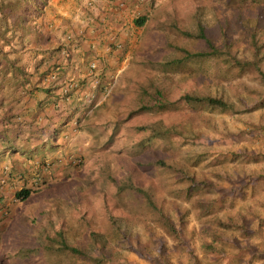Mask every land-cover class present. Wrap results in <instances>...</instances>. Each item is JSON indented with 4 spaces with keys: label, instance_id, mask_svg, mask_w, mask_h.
Instances as JSON below:
<instances>
[{
    "label": "rangeland",
    "instance_id": "1",
    "mask_svg": "<svg viewBox=\"0 0 264 264\" xmlns=\"http://www.w3.org/2000/svg\"><path fill=\"white\" fill-rule=\"evenodd\" d=\"M148 3L150 11L143 15L144 23L134 28L140 30L139 37L125 55L122 53L126 48L122 47L118 63L97 82V127L93 131L79 132L71 145L58 151L54 157V172L29 188L26 198H16L12 192L2 197L6 209L0 213V264H71L60 255L46 253L43 257L42 252H38L43 236L49 234L58 239V231L67 245L93 253L97 240L103 243L105 255L139 264L148 262L123 247L122 234L138 238L139 244L152 248L153 243L147 238L148 232H152L169 244L167 254L173 264H186L187 254L176 248V242L158 225L155 214L142 198L134 192L120 190L119 184L126 175L133 184L148 189L152 201L161 204L176 224L179 215L182 216L185 235L192 240L200 264H207L211 256L200 249V227L221 229L215 220L230 215L237 222V211L243 213L250 227L255 223L248 209L262 218V232L247 239L254 250L262 245L264 188L251 190L248 186L241 194L225 195L222 204L216 201L209 212L200 216L196 200L213 197L215 193L200 191L182 200L175 196V185L164 170L165 165L181 167V173L204 177L214 183V188L230 191L241 178L264 173V160L229 158L232 151L264 152V135L255 132L256 128L264 127V106L248 110L264 92V87L247 73L232 74L234 67L216 58L203 63L191 62L174 71L160 69L163 60L177 55L166 43L194 50L203 45L201 39L184 37L171 31L169 25L192 30L194 22L199 20L216 39L219 22L234 21L236 3L229 4L227 0H149ZM240 35L238 32L230 34L242 40ZM237 53L247 54L242 41H238ZM259 64L264 69V47ZM140 85L149 90L159 87L170 99L189 91L218 96L228 105L224 109L203 107L197 113L179 108L126 117L128 109L149 98V94L139 93ZM93 123H96L94 119ZM250 128L254 129L252 134L243 133L237 141L217 144L214 140ZM155 133L161 136L149 146L136 144ZM199 136L208 140L202 142ZM54 140V136L48 138L46 145L38 148L39 154L44 150L49 155L57 146L53 145ZM219 152H225L226 158L215 163L213 157ZM64 153L77 154L75 164L66 165L67 160H56ZM157 159L163 160L165 165L152 167ZM107 213L113 221L107 218ZM116 225L123 230L122 234ZM222 231L231 236L235 230ZM238 239L240 243L244 241ZM25 249L32 251L29 258L22 255ZM60 258L61 263H57ZM258 262L254 258L249 264Z\"/></svg>",
    "mask_w": 264,
    "mask_h": 264
},
{
    "label": "trees",
    "instance_id": "2",
    "mask_svg": "<svg viewBox=\"0 0 264 264\" xmlns=\"http://www.w3.org/2000/svg\"><path fill=\"white\" fill-rule=\"evenodd\" d=\"M227 3H236V10L234 21L231 23L228 20L219 22V36L216 39L213 35L204 28L199 20L194 22V28L192 30L177 25H169L171 31L178 33L184 37L201 39L203 45L200 49L194 50L180 45H174L172 43H166L167 46L174 50L177 55L170 59L163 60L160 63V69L162 71H174L180 67L186 66L191 62H201L209 58H216L223 63H227L229 66L234 67L232 74L247 73L253 79L256 80L260 86L264 87V69L260 66L259 60L261 58V49L264 47V0H227ZM36 4V5H35ZM46 4V0H0V61H3V74L8 70H11L13 76L14 70L16 74H19L21 79L20 83L24 84L28 81L29 74L25 69L23 63L13 65L19 58L8 57L7 50H4L3 46L12 45L14 39L21 41L24 35H27L31 26L32 16L39 15L43 5ZM145 18L143 16L136 17L134 23L136 25H142ZM231 32H238L242 35V40H238L230 36ZM16 37V38H14ZM238 41H242L244 49L247 50L246 55L238 54L237 47ZM6 62L9 64L10 69L6 66ZM45 72H43L44 74ZM40 75L43 77L44 75ZM139 93L143 95L149 94V98L146 101L136 104L126 112V117L132 115L141 114L147 111H173L179 108L190 109L194 113H197L203 107L224 109L228 103L218 96L213 95H197L189 91L182 92L174 99L167 98L163 95L159 87H153L149 90L148 87H138ZM264 106V92L254 101L248 110ZM6 128H0V156L3 153L9 154L16 152L14 139L7 136ZM7 130V129H6ZM54 132L56 129H53ZM246 130V131H245ZM238 130L235 133H227L221 139H214L217 144L237 141L242 134H252L254 129ZM256 134L263 136L264 127H258L255 129ZM54 133L47 134L48 137L53 136ZM46 135V134H45ZM155 133L153 136L147 135L144 139L137 141L139 147L149 146L155 139L160 138ZM198 139L208 140V137L199 136ZM219 140V141H218ZM40 146L44 144L39 143ZM22 152V151H21ZM29 155V154H27ZM230 159L242 158L247 161H261L264 160L263 151H253L246 153L245 151H232L229 152ZM225 152H219L214 157L215 163H220L225 159ZM165 165L164 161L157 159L153 161L152 167L160 168ZM165 171L168 173L172 185L175 189V196L187 200L191 196L200 191L214 192L213 197L199 198L196 200L198 205V214L204 215L210 211L214 203L217 201L222 204V200L225 195L234 193L241 194L243 188L249 186L251 190L255 188H264V173H258L256 176H247L241 178V182L236 183L232 191L229 189H217L214 188L212 181L206 180L204 177L186 175L181 173V167H172L171 165H165ZM122 183V184H121ZM119 184L120 190L128 192H134L142 198L146 206L155 214L158 225L169 234L172 240L176 242V248L183 250L187 254L186 264H200V259L192 246V240L189 236L185 235V227L182 216L179 215V223L176 224L171 218L168 211L162 208L161 204H155L148 189L139 187L130 179V176H125V179ZM29 188L22 187L14 192V196L19 199H24L28 196ZM264 206V201L261 202ZM253 215L255 225L250 227L245 219L243 213L237 211L238 221L235 222L230 215L225 219L217 218L215 224L221 229H213L206 225L201 226L199 229L200 242L199 246L202 252L205 254H211L214 260L213 264H249L252 259H258V264H264V241L258 249H252L247 239L255 234H260L263 228L262 218L257 212L252 209H248ZM253 211V212H252ZM2 213V212H0ZM107 218L113 221L110 214H106ZM122 234L123 230L117 226ZM222 229H227L232 232L231 236L224 234ZM116 231V230H115ZM118 232V231H116ZM148 240H151L152 248L141 243L139 244L138 238H133L129 235L122 234L121 241L123 247L133 252L137 257L147 260V264H173L169 259L167 252L169 251V244L161 239L160 236L154 235L152 232H148ZM239 235L244 241L241 243L237 238ZM205 236L209 237V240L204 239ZM42 248L38 249V252H42L43 257L49 254H57L63 258H67L71 264H139L137 262H131L126 259H120L117 257H111L105 255L103 252V243L95 240L94 252L87 253L84 249L76 246L67 245L64 239L58 231V239L52 235L43 236ZM36 252V251H34ZM25 257L29 258L32 255L31 250L23 251ZM244 256H247L245 260H241ZM60 258L57 263H61ZM241 260V261H240ZM80 261V262H79ZM240 261V263H238Z\"/></svg>",
    "mask_w": 264,
    "mask_h": 264
},
{
    "label": "crops",
    "instance_id": "3",
    "mask_svg": "<svg viewBox=\"0 0 264 264\" xmlns=\"http://www.w3.org/2000/svg\"><path fill=\"white\" fill-rule=\"evenodd\" d=\"M148 1L46 0L40 14L32 16L27 35L3 46L8 57L19 58L13 65L23 63L30 74L22 84L15 70L13 76L11 70L3 74L0 61V128L7 129L17 150L0 156V212L6 209L2 197L33 188L54 172L58 151L71 145L79 132L97 127V82L139 37L134 19L150 11ZM93 119L96 123L91 124ZM51 133L57 146L49 155L44 150L39 154ZM76 157L64 153L56 160L69 165ZM206 263L213 264V258Z\"/></svg>",
    "mask_w": 264,
    "mask_h": 264
}]
</instances>
